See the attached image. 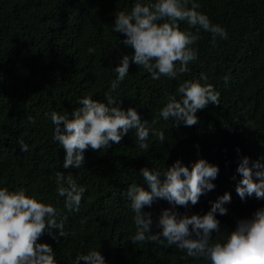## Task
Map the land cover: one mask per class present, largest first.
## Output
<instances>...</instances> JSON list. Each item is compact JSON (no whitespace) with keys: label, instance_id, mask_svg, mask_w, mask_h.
Listing matches in <instances>:
<instances>
[{"label":"trees","instance_id":"1","mask_svg":"<svg viewBox=\"0 0 264 264\" xmlns=\"http://www.w3.org/2000/svg\"><path fill=\"white\" fill-rule=\"evenodd\" d=\"M136 2L0 0V187L23 188L56 208L58 222L67 217L66 236L53 229L55 240L46 232L38 241L53 248L57 264H74L78 254L90 249L100 251L107 264H211L166 241L132 243L135 214L127 190L136 183L150 191L140 172L143 167L159 171L163 181L164 171L177 159L189 168L200 158L217 165L215 188L196 205L189 202L187 208L175 209L203 215L211 202L230 193L231 201L224 205L227 215L216 213L221 234L264 207V199L241 200L236 193L240 159L247 156L250 162L264 164V0H195L198 11L223 27L228 38L217 37L213 46L211 33L201 29L193 45L197 59L189 63L187 73L153 80L142 67L130 63L129 74L110 93L121 108H136L141 120L148 122V151L139 149L135 130L130 129L120 144L86 151L81 168L63 169L65 153L53 139L54 125L45 113L70 115L84 96L107 103L105 93L117 75L113 68L122 55L134 51L121 43L123 34L113 31L115 13L130 12ZM179 24L181 30L187 29L184 22ZM89 48L95 51L89 53ZM202 75L206 80L201 79V84H211L219 92V106L210 103L199 111V122L192 127L176 126L171 117L164 120L160 110L166 94H175L181 82ZM152 129L164 132V142L151 135ZM19 139L28 145L27 152L20 149ZM57 171L70 172L85 187L78 212H69L65 198L57 194ZM172 207L164 199L145 206L144 211L152 214L153 232L162 230L157 227L161 211ZM221 234L214 233L213 240Z\"/></svg>","mask_w":264,"mask_h":264},{"label":"clouds","instance_id":"2","mask_svg":"<svg viewBox=\"0 0 264 264\" xmlns=\"http://www.w3.org/2000/svg\"><path fill=\"white\" fill-rule=\"evenodd\" d=\"M199 8L200 4L195 0H155L148 4L138 0L130 12L115 13L113 31L123 34L125 39L121 43L134 51L132 55H122L119 64L113 68L117 75L105 93L107 103L84 96L78 102L80 106L70 115L56 111L45 113L54 125L53 139L65 153L63 169L81 168L86 162V151H101L111 144H120L130 129L135 130L139 149L148 151V122L141 120L136 108H121L110 93L129 74L130 63L142 67L153 80H159L161 76L177 79L187 73L189 63L197 59L193 45L200 39L201 29L211 33L213 46L217 37L227 39V31L213 24L206 14L198 11ZM181 21L187 29L181 30ZM189 29H195V32ZM94 51V48L88 49L89 53ZM201 79L206 80V77L202 75L200 79L184 80L175 94H166L160 116L164 120L173 118L176 126L192 127L199 122V111L210 103L219 106V92L211 84H201ZM227 79L225 77V82ZM28 120L35 123L31 116ZM151 135L161 143L165 140L163 131L152 129ZM18 144L23 152L29 150L23 139H19ZM236 171L241 176L236 185V193L241 200L252 196L264 199V164L260 160L250 162V158L244 156ZM140 172L150 191L136 183L127 190L135 214L133 244H163L166 241L167 245H175L189 257H203L211 264H264V207L255 210L248 218L238 219L235 228L225 229L223 234L216 213L227 215L228 209L224 205L230 203V193L211 202L210 210L203 215H189L175 209L177 205L187 208L189 202L196 205L202 195L215 188L212 181L219 173L217 165L200 158L189 168L177 159L164 171L163 181L159 171L143 167ZM55 178L56 191L65 198V208L69 212H78L85 187L78 185L70 172L65 175L57 171ZM156 199L167 200L173 205L161 211L157 223V227L162 229L159 232L152 231V214L144 211L145 206L150 208ZM59 217L56 208L40 202L35 194L28 195L23 188L9 191L0 187V264H57L53 248L38 241L46 232L55 240L57 236L53 229H57L61 237L67 235L63 223L67 217L58 222ZM214 233L221 235L213 240ZM81 261L84 264H107L102 253L94 249L87 254H78L74 264Z\"/></svg>","mask_w":264,"mask_h":264}]
</instances>
